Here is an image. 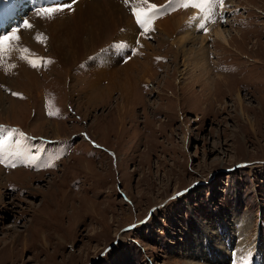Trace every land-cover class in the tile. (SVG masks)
I'll use <instances>...</instances> for the list:
<instances>
[{"label":"rangeland","instance_id":"rangeland-1","mask_svg":"<svg viewBox=\"0 0 264 264\" xmlns=\"http://www.w3.org/2000/svg\"><path fill=\"white\" fill-rule=\"evenodd\" d=\"M190 10L162 16L181 20L174 38L140 37L126 96L104 80L95 97L86 61L63 69L35 38L51 63L18 52L0 67V125L36 137L41 154L0 163V264H218L198 260L201 246L231 264L257 239L264 260V0L213 3L206 12L225 17L207 30ZM203 35L213 85L196 62Z\"/></svg>","mask_w":264,"mask_h":264},{"label":"bare ground","instance_id":"bare-ground-1","mask_svg":"<svg viewBox=\"0 0 264 264\" xmlns=\"http://www.w3.org/2000/svg\"><path fill=\"white\" fill-rule=\"evenodd\" d=\"M17 1L21 2L22 0ZM65 1L69 0H47V3H49L50 6H55L56 4H64ZM154 1L156 3L162 2V0ZM123 3L124 0H79L71 11L65 10L62 13L55 14L51 19L41 18L36 15V11L32 12L27 19L30 20V24H32L33 27L30 29L26 28L25 33L19 31L18 34L21 38L20 44L23 47L32 49L31 43L36 44L33 39L37 36V34L43 33V35L47 38L45 42L50 48V53L56 56V62H59L63 69L71 71V68L79 65L78 63H81L82 61H86L85 59L88 57V60L84 64L90 69L88 71L90 74L88 75L89 77L86 81V86L89 88L88 91L92 93V95H94L95 92L100 93L104 90L102 87H99V85L101 81L103 82L106 80L108 84H110L108 86L109 91L118 89L122 92V96H126V94H129L132 86L131 80L134 78L132 73L133 68L137 64L136 59H133L134 55L130 58V61L128 60V63H123V56L114 53V46L111 45L106 52L103 51L105 42L110 41L108 40V37L111 33L114 35L118 34L122 38H129L130 40H128L133 43L134 39L130 37V33L133 37L138 30L132 17L124 14L125 4ZM179 21L181 22V20L175 16L163 18L157 23L154 22L155 25H153V28L156 29V31L163 33L167 39L170 37L174 38V30L177 28V25L181 24ZM213 24H215V22ZM123 25H125V30L120 32L119 28ZM213 36L222 39V41L226 44L228 35L224 33L221 27H216ZM179 38L185 40L186 42H195V45L199 44L198 41L196 42L197 38L189 33V31L184 32V34ZM200 38L201 43L200 48L198 49V55L196 56V62L203 61V65L201 66L207 70V73L212 79L211 82L207 83V85H213V71L211 68L208 70L206 63H204L206 53H208L207 48L205 47V41L207 40L208 35H203ZM143 43L148 45L144 41ZM95 51L96 54L90 57V54ZM15 53L18 54V51H13L6 59L7 66L10 62H13L14 60L16 61L17 54ZM149 57L152 56H147V58ZM5 84L6 79L0 72V85L2 86ZM84 93L88 94L87 91H84ZM2 102L3 99L0 96V104H2ZM55 137H58V135ZM29 150V145L23 146L19 144L15 138L8 139L5 144L0 146V153L17 152L19 156H26ZM1 173H3L2 170H0V175H2ZM203 247L201 246V250L199 249L200 251L195 254L198 260L200 259L205 261L206 259H209L207 256H211L210 259L212 261L209 260L210 262L215 261L218 264H224V262H226L225 257H222V255L217 257L214 256L215 253H218L216 247L214 250L211 248L209 249L208 247L203 249Z\"/></svg>","mask_w":264,"mask_h":264},{"label":"snow or ice","instance_id":"snow-or-ice-1","mask_svg":"<svg viewBox=\"0 0 264 264\" xmlns=\"http://www.w3.org/2000/svg\"><path fill=\"white\" fill-rule=\"evenodd\" d=\"M77 0H70L69 3L66 4H56L55 6L48 7H40L36 10V15L41 18L51 19L55 14L62 13L65 10L71 11L73 4H75ZM124 3L130 7V10L135 18L136 23L142 29L141 35H145L150 31H153V23L157 18V12L159 11L156 3L151 2V0H124ZM213 3H218L220 6H223V0H181L180 6L182 7H194L200 9L202 13L206 12ZM32 24H30L27 20L22 21V23L14 29L7 30L4 32H0V66H5L6 59L11 55L13 51H18L20 53V58L26 60L33 67H39L42 64L51 63L49 59L45 57H41L32 53L30 49L21 46L20 44V36L19 31L20 28H32ZM203 27V25H201ZM35 39L38 42H45L46 37L43 33L37 34ZM117 48H123L125 45L123 43L115 45ZM10 67H15V65H9ZM12 95H20L19 93L13 92ZM51 103L50 107H51ZM49 115L58 114V109L50 110ZM0 133H4L3 136H0V146L5 144L8 139H10L13 135L19 134L23 136V133H17L16 129H5L3 126H0ZM0 163H3V160H0ZM13 167L15 165H12ZM52 166V165H45ZM240 264H248V261L244 258L240 260Z\"/></svg>","mask_w":264,"mask_h":264}]
</instances>
